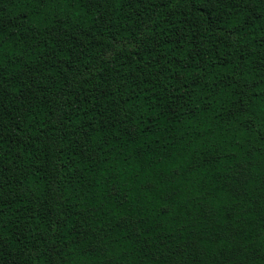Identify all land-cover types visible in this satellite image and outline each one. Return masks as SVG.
Segmentation results:
<instances>
[{"label":"trees","instance_id":"obj_1","mask_svg":"<svg viewBox=\"0 0 264 264\" xmlns=\"http://www.w3.org/2000/svg\"><path fill=\"white\" fill-rule=\"evenodd\" d=\"M0 264H264V0H0Z\"/></svg>","mask_w":264,"mask_h":264}]
</instances>
